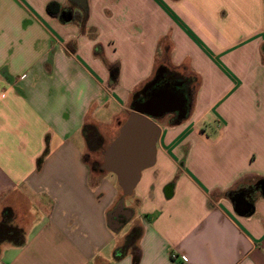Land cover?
Masks as SVG:
<instances>
[{
    "label": "crops",
    "instance_id": "1",
    "mask_svg": "<svg viewBox=\"0 0 264 264\" xmlns=\"http://www.w3.org/2000/svg\"><path fill=\"white\" fill-rule=\"evenodd\" d=\"M159 67L194 87L184 119L156 120L155 163L126 205L92 155ZM262 179L264 0H0V213L25 230L0 264H133L134 227L137 264H264Z\"/></svg>",
    "mask_w": 264,
    "mask_h": 264
},
{
    "label": "water",
    "instance_id": "2",
    "mask_svg": "<svg viewBox=\"0 0 264 264\" xmlns=\"http://www.w3.org/2000/svg\"><path fill=\"white\" fill-rule=\"evenodd\" d=\"M159 69L163 70V67ZM148 86L149 83L140 93L144 94ZM174 112H177L180 120L187 114L185 101L179 94L170 89L152 92L150 97L131 108L120 124L117 135L102 149L99 168L115 176L123 197L133 193L140 173L155 163L156 143L160 136V127L156 120ZM87 128L96 130L93 126ZM256 187L264 196V179L258 181ZM230 199L237 214L243 215L249 211L251 203L243 191Z\"/></svg>",
    "mask_w": 264,
    "mask_h": 264
},
{
    "label": "trees",
    "instance_id": "3",
    "mask_svg": "<svg viewBox=\"0 0 264 264\" xmlns=\"http://www.w3.org/2000/svg\"><path fill=\"white\" fill-rule=\"evenodd\" d=\"M56 4L54 1L47 3V10L51 13V5ZM119 67L118 64L109 65V79L110 83H115L118 76ZM191 90V89H190ZM46 151L44 152V154ZM235 190H229L226 195H232ZM253 209V201H251V208L249 213ZM248 213V214H249ZM15 211L12 207L5 206L0 213V251L3 245L21 246L25 242V230L16 223ZM140 234V228L134 227L129 232L125 239L124 248H130L133 253V264H137L139 258V252L137 250L136 241Z\"/></svg>",
    "mask_w": 264,
    "mask_h": 264
},
{
    "label": "flooded vegetation",
    "instance_id": "4",
    "mask_svg": "<svg viewBox=\"0 0 264 264\" xmlns=\"http://www.w3.org/2000/svg\"><path fill=\"white\" fill-rule=\"evenodd\" d=\"M188 79L180 78L176 72L165 67L163 70L159 69L154 77L148 81L149 86L144 92L145 99L150 97L152 92H156L161 89H170L179 94L186 102L190 96L191 82H187ZM147 84V83H146ZM173 116H177V112L172 113ZM89 137V145L91 149L97 150L102 145L100 137L96 136L93 130H86ZM96 165V161H93ZM113 223L117 224L119 221H123L126 218L125 211L114 210L112 213ZM118 219L119 221H115Z\"/></svg>",
    "mask_w": 264,
    "mask_h": 264
},
{
    "label": "rangeland",
    "instance_id": "5",
    "mask_svg": "<svg viewBox=\"0 0 264 264\" xmlns=\"http://www.w3.org/2000/svg\"><path fill=\"white\" fill-rule=\"evenodd\" d=\"M187 82H188V83L191 82V89H193V87H194V80L192 81V80H189V79H188ZM101 113H102V115L105 116L106 120L109 122L108 115H110V113H109L108 111H100V112H98V115H101ZM168 117H169V118H172V117H174V116H172V115H168ZM157 120H158V119H157ZM100 153H101V152H97L96 154L92 155L93 158H97V159L99 160V163L102 162V159H101V158H102V155H101ZM93 161H94V160H92L91 156H90V158L87 160V162L89 163V165H90L91 167L93 166V165H92ZM107 175H108L109 177H111L112 179H115V177H114L111 173H108ZM124 197H125V203H126V205L131 204V203H134V195H133V194L128 195V196H124Z\"/></svg>",
    "mask_w": 264,
    "mask_h": 264
},
{
    "label": "built area",
    "instance_id": "6",
    "mask_svg": "<svg viewBox=\"0 0 264 264\" xmlns=\"http://www.w3.org/2000/svg\"><path fill=\"white\" fill-rule=\"evenodd\" d=\"M171 256H172V258H175L177 255L175 253H173Z\"/></svg>",
    "mask_w": 264,
    "mask_h": 264
}]
</instances>
